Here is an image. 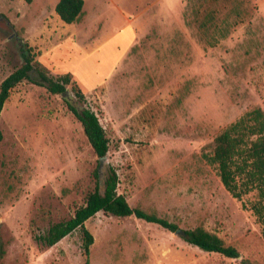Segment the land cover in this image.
Instances as JSON below:
<instances>
[{"label":"rangeland","instance_id":"rangeland-1","mask_svg":"<svg viewBox=\"0 0 264 264\" xmlns=\"http://www.w3.org/2000/svg\"><path fill=\"white\" fill-rule=\"evenodd\" d=\"M58 1L0 0V87L23 65L25 44L50 76L74 82L59 95L25 80L0 115V264H86L81 229L53 247L41 239L96 185L98 156L67 104L82 107L73 86L99 114L110 140L102 172L117 170L129 204L182 230L203 227L241 254L100 212L85 223L89 264H264L261 226L205 158L227 126L264 110V0H85L72 25ZM200 7L216 10L219 29H198ZM222 35L216 47L203 41Z\"/></svg>","mask_w":264,"mask_h":264},{"label":"trees","instance_id":"trees-1","mask_svg":"<svg viewBox=\"0 0 264 264\" xmlns=\"http://www.w3.org/2000/svg\"><path fill=\"white\" fill-rule=\"evenodd\" d=\"M31 4L33 0H24ZM85 0H59L55 11L60 19L68 25L81 20L85 11ZM209 11V12H208ZM215 11L212 8L196 11L195 24L202 32L211 28L219 29L214 22ZM203 13H206L203 15ZM219 38L211 36L203 39L208 47H216L225 35ZM26 50H22L23 65L11 73L0 87V115L11 96L12 91L25 80L45 87L52 94L65 95L68 87L73 82V76L68 73L50 76L41 62L35 60L32 48L25 44ZM37 75L38 79L34 77ZM72 90L82 105L74 107L67 102L69 109L75 114L83 126L84 133L98 156V167L94 171L95 188L87 194L86 202L77 208L74 216L67 220L53 224L47 234L41 239L48 247H53L62 239L81 229L84 237V251L87 256L86 264H89L91 246L94 244V236L85 227V223L103 212L116 217H136L148 223L156 224L170 232H177L180 228L177 224L160 217L156 213L147 212L141 208H133L127 198L118 192L120 183L117 170L111 168L107 174H103L100 159L107 157L110 150V140L98 112L89 106L84 92L77 86ZM3 134L0 131V147ZM206 160L216 168L218 176L225 189L238 201L243 208L251 210L256 221L261 226V235L264 239V110L256 108L245 113L238 120L231 123L215 138L213 150L205 155ZM255 195V200L250 206L244 199ZM182 238L189 244L209 253H218L224 257L237 259L240 252L232 246H227L224 240L215 233L203 227L184 230ZM245 264H248L244 261Z\"/></svg>","mask_w":264,"mask_h":264},{"label":"water","instance_id":"water-1","mask_svg":"<svg viewBox=\"0 0 264 264\" xmlns=\"http://www.w3.org/2000/svg\"><path fill=\"white\" fill-rule=\"evenodd\" d=\"M0 20H3L4 22H7L6 19H4L1 15H0ZM70 102H71V104H72L74 107L78 108V105L76 104V102L74 101V99H70ZM106 159H107V157H104V158H101V159H100L101 168L103 167L104 162L106 161ZM176 233L179 234V235H181V236H183V235L185 234V233H184V230H182V229H179ZM239 258H240V257H239Z\"/></svg>","mask_w":264,"mask_h":264},{"label":"crops","instance_id":"crops-1","mask_svg":"<svg viewBox=\"0 0 264 264\" xmlns=\"http://www.w3.org/2000/svg\"><path fill=\"white\" fill-rule=\"evenodd\" d=\"M85 9V8H84ZM85 11V10H84Z\"/></svg>","mask_w":264,"mask_h":264}]
</instances>
